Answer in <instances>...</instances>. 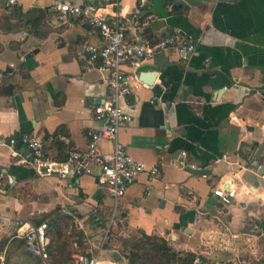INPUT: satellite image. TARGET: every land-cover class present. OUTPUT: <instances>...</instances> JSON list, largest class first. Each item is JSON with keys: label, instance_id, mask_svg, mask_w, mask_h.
Returning a JSON list of instances; mask_svg holds the SVG:
<instances>
[{"label": "crops", "instance_id": "crops-1", "mask_svg": "<svg viewBox=\"0 0 264 264\" xmlns=\"http://www.w3.org/2000/svg\"><path fill=\"white\" fill-rule=\"evenodd\" d=\"M55 1L17 0L7 11L0 0V252L27 253L21 232L30 225L47 221L50 238L70 218L87 227L88 212L104 210L108 235L119 225L163 238L175 255L166 264H189L195 254L264 258V152L254 155L264 142V0H64L119 14L129 38L180 30L196 45L190 54L164 51L144 61L139 74L156 72L152 83L133 79L120 100L131 119L118 139L159 172L140 174L117 201L95 173L41 176L21 161L29 156L24 133L59 160L85 149L97 125L92 106L109 92L107 72L86 68L80 57L84 43H100L98 29L81 19L62 22ZM99 145L109 150L112 142ZM181 150L186 165L177 160ZM196 167L204 173L188 169ZM222 186L235 187L229 204L213 193ZM70 242L75 264L80 249ZM94 246L87 251L106 261Z\"/></svg>", "mask_w": 264, "mask_h": 264}, {"label": "built area", "instance_id": "built-area-1", "mask_svg": "<svg viewBox=\"0 0 264 264\" xmlns=\"http://www.w3.org/2000/svg\"><path fill=\"white\" fill-rule=\"evenodd\" d=\"M2 1L7 11H11L17 2V0ZM139 5H143V0ZM52 6L62 22L81 19L98 29L100 43H84L80 57L86 68L96 67L107 72L109 92L101 102L92 106L97 125L88 129L85 149L73 150L66 158L59 160L44 149L39 137L24 133L20 136V140L28 146L29 156L21 161L28 163L41 176L56 175L65 179L95 173L98 180L105 185L111 198L117 201L140 174L146 172L156 175L159 172L156 164L148 166L130 155L118 139L120 128L131 119L120 100L132 92L133 79L145 84L139 78V68L144 61L164 51L177 50L181 55L190 54L196 50V45L180 30H175L171 34L157 35L153 40L141 39L138 36L129 38L124 32L122 16L117 13L109 16L105 7L91 2L79 4L56 0ZM131 21L135 27L141 24L138 10L132 12ZM101 139L112 142L109 150L100 148ZM14 142L15 138L11 137L9 145L12 147ZM186 156L187 152L181 150V155L177 159L179 163L186 165ZM213 193L222 204H229L235 196V187L222 186L214 189ZM48 227V222L42 221L30 225L21 232L26 250L39 256L43 261L50 258ZM107 238L108 230L101 239L106 241ZM0 264H7L4 251L0 252ZM75 264H99L98 256L91 251L79 250ZM189 264H264V258L258 257L253 262L250 258L240 255L231 259H211L195 254Z\"/></svg>", "mask_w": 264, "mask_h": 264}, {"label": "rangeland", "instance_id": "rangeland-1", "mask_svg": "<svg viewBox=\"0 0 264 264\" xmlns=\"http://www.w3.org/2000/svg\"><path fill=\"white\" fill-rule=\"evenodd\" d=\"M107 215L108 213L104 210L90 211L86 217L90 219L91 223L89 222L87 227L80 226L78 222L74 223V219L70 218L63 223L61 227L63 231L58 236H53L49 230L51 255L46 262L27 253H22L18 259L11 258L10 264H53L54 256L59 255L65 259L63 264H71L69 259L72 252L70 240L73 239L77 241L80 251H87L89 248H95L94 245H98V250L103 249L101 257L106 261L120 259L128 264H166L172 260L171 251H160L152 248L148 243L143 244L141 235L135 230L129 231L119 225L110 229L106 241L100 239L107 229ZM84 238L86 240H83ZM262 243L264 244V240Z\"/></svg>", "mask_w": 264, "mask_h": 264}, {"label": "trees", "instance_id": "trees-1", "mask_svg": "<svg viewBox=\"0 0 264 264\" xmlns=\"http://www.w3.org/2000/svg\"><path fill=\"white\" fill-rule=\"evenodd\" d=\"M141 238H142L143 244L144 243H148V244H150V246L152 248L158 249L160 251L161 250L169 251V249H170L169 246L167 245V242L161 237H157V236H154V235L142 234ZM138 245H141V244H138ZM49 251H50V245H49ZM27 254L32 255L34 257H37V258H39L41 260V258L39 256H37L35 254H32V253H30L28 251H27ZM50 255H51V251H50ZM172 255L175 256L174 253H172ZM189 255H191V254H189ZM20 257H21V254H18V256L16 258L18 259ZM10 259L11 258H8V256L6 257L7 264H10V261H9ZM115 260H117V259H115ZM188 261H189V258L188 259H183V264H187ZM63 263H64L63 257H60V255L59 256H54L53 264H63Z\"/></svg>", "mask_w": 264, "mask_h": 264}, {"label": "water", "instance_id": "water-1", "mask_svg": "<svg viewBox=\"0 0 264 264\" xmlns=\"http://www.w3.org/2000/svg\"><path fill=\"white\" fill-rule=\"evenodd\" d=\"M156 76V72H147V71H142L139 74V78L146 82L147 84H151L153 79ZM261 152H264V142L259 144L255 150V157H259ZM252 164L255 165L257 164V160H252ZM190 172L193 173H204V169L201 167H196V168H188ZM258 172L259 174H262L264 172V161L263 163L260 165V167L258 168Z\"/></svg>", "mask_w": 264, "mask_h": 264}, {"label": "bare ground", "instance_id": "bare-ground-1", "mask_svg": "<svg viewBox=\"0 0 264 264\" xmlns=\"http://www.w3.org/2000/svg\"><path fill=\"white\" fill-rule=\"evenodd\" d=\"M100 264H114V263H112V262H107V261H100ZM115 264H117V263H115Z\"/></svg>", "mask_w": 264, "mask_h": 264}]
</instances>
